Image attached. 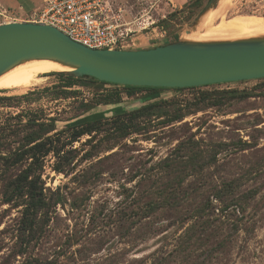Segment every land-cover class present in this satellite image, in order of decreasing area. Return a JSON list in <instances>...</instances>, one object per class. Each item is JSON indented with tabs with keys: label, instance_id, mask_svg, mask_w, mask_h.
<instances>
[{
	"label": "rangeland",
	"instance_id": "rangeland-1",
	"mask_svg": "<svg viewBox=\"0 0 264 264\" xmlns=\"http://www.w3.org/2000/svg\"><path fill=\"white\" fill-rule=\"evenodd\" d=\"M103 1L129 30L131 42L121 49L137 50L161 46L174 35L184 40L209 0ZM222 2L223 8L218 0L189 34H204L202 19L216 11L214 25L264 17V0ZM37 4L0 0V25L29 23ZM50 74L24 92H0V264H264V166L236 192L239 200L219 201L212 189L229 173L261 163L264 79L163 90L158 100L163 103L122 118L130 129L123 136L114 110L125 115L139 110L145 91ZM207 91L251 97L199 99ZM176 112L183 116L173 121ZM91 114L102 115L97 132L71 143L66 125ZM30 138H53L50 153L29 178L47 204L32 235L24 231L21 199L12 191L30 163L28 156L20 158ZM238 140L257 146L222 151L214 164L194 160ZM170 183L175 188L163 193ZM249 189L257 190L252 198L244 194ZM9 193L12 201L6 202Z\"/></svg>",
	"mask_w": 264,
	"mask_h": 264
},
{
	"label": "water",
	"instance_id": "water-1",
	"mask_svg": "<svg viewBox=\"0 0 264 264\" xmlns=\"http://www.w3.org/2000/svg\"><path fill=\"white\" fill-rule=\"evenodd\" d=\"M209 0L195 23L216 4ZM186 33V34H187ZM51 60L72 71L118 86L185 89L264 79V37L192 42L177 40L148 49L92 50L57 29L34 23L0 25V76L30 60ZM163 99L142 101V106Z\"/></svg>",
	"mask_w": 264,
	"mask_h": 264
},
{
	"label": "trees",
	"instance_id": "trees-1",
	"mask_svg": "<svg viewBox=\"0 0 264 264\" xmlns=\"http://www.w3.org/2000/svg\"><path fill=\"white\" fill-rule=\"evenodd\" d=\"M198 0H194L193 3L197 2ZM178 38L176 35L173 36L172 40H170L169 42L164 43L168 44V43H172L177 41ZM50 75H54L58 78H64L66 80L69 81H89L92 83H96L99 85H112V86H116V87H121L125 90L128 91H145L146 94L142 97L143 101H150L153 99H156L158 97H160V92L163 90H166V88H151V87H132V86H118V85H114V84H108V83H104V82H99L93 78H89V77H80V78H75L71 75L65 74V73H51ZM205 87V86H203ZM185 89H193V88H185ZM172 90H183V89H172ZM225 94H233L239 98H247V97H251L248 93H238L236 91H231V92H227V91H215L214 93L212 92H203L200 94V98L202 100H209L212 99L213 97H217V96H222ZM163 103V101H158V102H153V103H149L143 107H141L139 110L133 111L130 115H125L122 112V109L117 108L114 110V114L115 115V120H120L121 123L119 125V129L122 130V135L126 136L130 129L129 126H127V123H125L122 118L123 117H132V116H136V115H141L144 114L146 112H149V110L153 109L155 106L159 105ZM183 115L176 112L174 113V117H173V121L180 119ZM102 115L101 114H91V115H87L84 116L80 119H77L69 124L66 125V130H71L72 131V135H73V140L70 141L71 143L73 141H76L77 139H79L80 137H82L83 135H92L93 133L97 132V123H100L102 120ZM131 122V120H128ZM132 123V122H131ZM55 136V135H53ZM53 138H47L45 139V141H41V142H36L35 138H30L28 140V144L31 145L27 150L23 151L22 154L20 155V158H24V156H28L27 159L30 160V163L28 164V166L21 172V174L19 175V177L17 178L15 187L12 191L16 192L19 196V198L21 199V206L23 208L22 210V226L24 228V231L28 232L30 235H32V233L35 232V230L37 229V216L40 213L41 210H43L45 207H47V204L45 203V200L43 199L41 193L40 195L35 192L36 190V186L32 185V180H29V178H31L32 176V167L35 165H39L42 161V159L47 156L50 153V144L52 143ZM33 144V145H32ZM48 145V148L46 147ZM216 150L212 155H204V153H201L199 156L194 157V160H201L204 159L206 161V163H210V164H214L217 162V155L220 154L222 151H228V150H237V151H243L249 148H254L257 146L253 145V143L251 142H247V141H241L238 140L236 143L233 144H225V143H220L218 145H216ZM232 152V151H231ZM58 153V150L55 151V154ZM59 154V153H58ZM234 154H229V156H234ZM187 160L191 161L192 156H186ZM228 159V162H230L232 160V158ZM228 158V157H226ZM225 158V159H226ZM193 159V158H192ZM21 160V159H20ZM171 160L170 158H167V161ZM261 163L257 164V165H253L252 167L243 170L242 172L239 173H229L228 174V180H226L225 178L220 179V181H218L217 183H215V185L213 186V197L219 201L224 200L225 198H229V197H233L235 198V194L236 192H238V190H240V188L242 186L245 185V183L249 182V181H255L256 180V175H258L260 173L261 170H263V166H264V153L262 154V158H260ZM169 166V164H168ZM171 166V165H170ZM57 173H60L61 170L59 168H55L54 169ZM186 176V175H184ZM184 176L181 180H179V184H181L182 180L184 179ZM168 178H171L172 176L170 174L167 175ZM174 179V177L172 178ZM175 188V185H173V183H170V186H165V188L163 189V193L168 194L170 190H173ZM244 194H247L248 196H246L247 198H252L257 194V190L254 189H249L247 191H244ZM243 195V194H242ZM241 195H238L235 199L239 200ZM12 201V193H9L6 196V202H10ZM151 207H153V204H150ZM49 264V263H47Z\"/></svg>",
	"mask_w": 264,
	"mask_h": 264
},
{
	"label": "built area",
	"instance_id": "built-area-1",
	"mask_svg": "<svg viewBox=\"0 0 264 264\" xmlns=\"http://www.w3.org/2000/svg\"><path fill=\"white\" fill-rule=\"evenodd\" d=\"M29 23L51 26L88 49H121L131 42L129 30L111 17L103 0H37Z\"/></svg>",
	"mask_w": 264,
	"mask_h": 264
},
{
	"label": "bare ground",
	"instance_id": "bare-ground-1",
	"mask_svg": "<svg viewBox=\"0 0 264 264\" xmlns=\"http://www.w3.org/2000/svg\"><path fill=\"white\" fill-rule=\"evenodd\" d=\"M222 1L220 0L219 3V6L222 5L221 8L226 5ZM219 15L220 11H216L202 19L201 26L204 25L206 28L204 34L187 33L184 39L204 42L264 37V17L247 15L227 21L221 20L219 24L214 25L213 23ZM59 70L61 71L59 73L69 72L72 71V68L44 59L23 62L0 76V92H24L36 86L45 74Z\"/></svg>",
	"mask_w": 264,
	"mask_h": 264
}]
</instances>
